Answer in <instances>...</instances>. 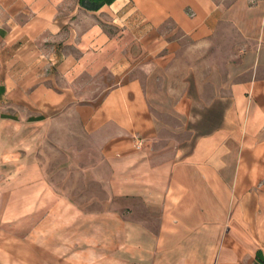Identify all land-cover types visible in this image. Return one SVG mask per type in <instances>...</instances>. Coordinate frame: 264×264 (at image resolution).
<instances>
[{"label":"crops","instance_id":"1","mask_svg":"<svg viewBox=\"0 0 264 264\" xmlns=\"http://www.w3.org/2000/svg\"><path fill=\"white\" fill-rule=\"evenodd\" d=\"M10 222L0 264H264V0H0Z\"/></svg>","mask_w":264,"mask_h":264},{"label":"rangeland","instance_id":"2","mask_svg":"<svg viewBox=\"0 0 264 264\" xmlns=\"http://www.w3.org/2000/svg\"><path fill=\"white\" fill-rule=\"evenodd\" d=\"M215 1L221 2L223 4H228L232 0H215ZM231 37L232 36H229V35L226 34V37L223 39V41H225V43H227L228 41L231 40V39H229ZM236 39H237V36L236 35L233 36V40L237 41ZM181 42L185 46L184 50L182 51V54L180 55V57L182 58V61H183V62L182 61L180 62L181 63L180 64V69L183 72V70H186L185 68H187L186 65H187L189 59L191 61V59L196 57V59L198 61V60L203 59L205 55H203L204 54L203 51L196 50V52L193 53L191 50H189L187 48V44H189L191 42L190 39L183 37L181 39ZM211 52L212 53L208 54V51H206V53H207L206 57L208 59H212V63L214 64L212 66V69L213 70L216 69L217 72L220 71L221 73H223L225 71V69H224V66H222L223 65L222 63H224L225 59L228 57V52L226 51V52L223 53V51H220V50H212ZM198 67H199L200 71H199V73L197 72V74L200 75V78H203L204 74H207V75L210 74L209 68L205 70L203 68L202 64H200ZM198 67H197V69H198ZM175 71H177V70H175ZM212 73H215V70ZM218 74L219 73H216V75H218ZM41 148H43V147H41ZM0 224H2V223H0ZM11 224H13V222H10L8 224H2L3 226H0V234L11 233L12 229L14 228ZM2 229H3V231H2ZM15 229H16L17 233L18 232L22 233V232H24L27 229V227L21 226V227H15ZM122 253L123 252H121V254Z\"/></svg>","mask_w":264,"mask_h":264},{"label":"trees","instance_id":"3","mask_svg":"<svg viewBox=\"0 0 264 264\" xmlns=\"http://www.w3.org/2000/svg\"><path fill=\"white\" fill-rule=\"evenodd\" d=\"M114 0H78V3L81 7L87 9V10H98L103 5L110 4ZM257 256H260V252L257 253ZM260 258V263L264 262L262 260V257Z\"/></svg>","mask_w":264,"mask_h":264},{"label":"built area","instance_id":"4","mask_svg":"<svg viewBox=\"0 0 264 264\" xmlns=\"http://www.w3.org/2000/svg\"><path fill=\"white\" fill-rule=\"evenodd\" d=\"M142 145V140L141 139H136L135 146L139 148Z\"/></svg>","mask_w":264,"mask_h":264}]
</instances>
